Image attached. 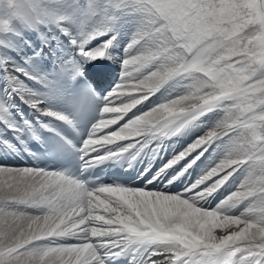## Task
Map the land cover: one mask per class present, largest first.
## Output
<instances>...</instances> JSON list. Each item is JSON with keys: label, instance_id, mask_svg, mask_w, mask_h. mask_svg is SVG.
Masks as SVG:
<instances>
[{"label": "snow or ice", "instance_id": "6c2138e0", "mask_svg": "<svg viewBox=\"0 0 264 264\" xmlns=\"http://www.w3.org/2000/svg\"><path fill=\"white\" fill-rule=\"evenodd\" d=\"M10 5L24 26L54 25L66 43L55 45L58 55L49 73L33 74L11 61L19 37L0 26V75L6 81L0 92L9 99L22 96L40 117L68 127L73 117L42 107V92H55L60 83L74 87L84 62L110 58L118 19L136 21L118 83L98 98L96 120L74 148L82 170L125 155L135 159L150 142L175 136L214 112L221 116L214 127L165 169L184 161L182 175L217 146L223 158L176 194L89 187L65 172L0 163V264H107L129 247L146 250L147 264H264V0H10ZM62 8L68 15L56 13ZM101 15L108 30L90 27ZM65 21L75 25L71 32ZM99 37L107 39L93 46ZM170 81L181 82L183 91L143 109ZM70 98L74 104L86 99ZM4 130L21 145L24 133L37 138L21 115L19 125L0 130V150L8 152L17 145L4 138ZM237 177L235 191L215 208L203 207L201 201ZM217 228L226 234H214Z\"/></svg>", "mask_w": 264, "mask_h": 264}, {"label": "rangeland", "instance_id": "374dc122", "mask_svg": "<svg viewBox=\"0 0 264 264\" xmlns=\"http://www.w3.org/2000/svg\"><path fill=\"white\" fill-rule=\"evenodd\" d=\"M65 10H67V9L62 8V9H57L55 11L58 15H65ZM20 22L21 21L17 18V16L15 15V13H14L11 5H10V0H0V26H2V30L5 32H10L11 34L14 33L13 35H16V33H17V35L19 37L13 45V48H12L13 54H12L11 58H13V60H17L15 62H17L18 65L22 64L23 68H25L27 70V72H31L33 74H37L39 72L41 73V69H38V66H37V56L34 55V49L36 51V49L39 50L43 46H39V45H37V43L39 44V43L43 42L46 45L47 40H50L51 35H49V34L52 31L57 32V34L54 33V35L52 36V37L56 36V39L58 40L57 44H60L61 42L66 43L65 37L60 34L59 30L54 25H41L38 28L31 29L28 27H26V28L21 27ZM135 23H136V21L133 18H131L130 16H124V17L119 18L118 21L113 25V30H114L115 34L117 35V41L114 42L113 46L108 50L110 58H108L107 60H109V62L111 64L114 63V65H116L117 71L119 72L120 76H121V72H122L121 61L124 59V56H125L124 47L127 44L132 32L135 30ZM118 24H119L120 28L122 26H125V29H128L129 34L124 33V31L122 32V29H120L121 30L120 31L118 28ZM74 27H75V25L71 21H65V28L68 31L71 32L74 29ZM90 27L93 28L94 30H99V29L108 30V26H107L106 21L102 15L93 19L91 21ZM100 39H102V40H100ZM105 39H107V37H99L98 41H93V46H95V44L98 42L102 43L103 40H105ZM48 45H49L48 48L50 49V44H48ZM54 53H56V55H58V53L56 52L55 45H53V49L51 52H48V54L42 55L41 58L43 56L52 57V55H54ZM118 56L121 57V60L120 59L117 60ZM26 61H27L28 65H26L27 64V63H25ZM52 61H54V59L48 61L46 65L52 64ZM24 64L26 65L27 68L24 67ZM32 67H34V69ZM43 68H45V65L43 66ZM43 68H42V70L45 71ZM51 70H52V68H51ZM4 81H5V78L3 77V75H0V86H4ZM29 81L30 80H24V83L28 87H30L31 89H35L34 86L30 84ZM117 83H118V79L113 81L114 85H116ZM176 85H178V83H176ZM36 90H39V85H38V88H36ZM178 91L182 92L183 87L181 89H178ZM45 94L46 93H44V94L42 93L43 97L45 96ZM52 98L54 99V96H52ZM0 103H1V106H4V105H2L3 103L1 101H0ZM45 104L46 105L48 104V100L45 101ZM51 105H53L54 107H57L56 104L54 103V101L52 102ZM1 108L2 109H0V111H1L0 112V118L4 119L5 117H7L5 119H8L9 116L7 115L6 111L4 110L3 107H1ZM8 108H10V107H8ZM10 112L12 113V111H10ZM209 114L211 116L214 115V121L215 122L219 121V119L221 118L219 113L214 112V113H209ZM200 120H202V118ZM212 120H209L208 122H207V120H205V121H202L201 123L198 124V126L196 128L197 131L202 127V129H201L202 133L200 136L204 135L208 130H210L214 127L210 124V122ZM4 122H5V120H4ZM194 125H195V123L192 124V126L190 125L191 128H193ZM183 132L186 133V132H188V130H185V131L183 130ZM191 134H193L192 131H191ZM168 138L169 137H167L166 139H168ZM212 148L217 149L216 147H212ZM218 151H219V154L218 155L216 154L217 158H216L215 162H213L212 164L219 162L220 155H223V152L221 151L220 148H218ZM212 154L214 156L213 152H212ZM208 162L209 161L207 160V161H205L204 164H207ZM238 180H240V178ZM226 186L228 187V185H226ZM235 189H236V187L234 188L233 191H235ZM222 201H220V203ZM242 207L243 206L241 205V208ZM28 210L33 211L31 209H28ZM232 230H234V229L233 228L228 229V231H232ZM214 234L221 235V234H226V233L222 232L220 229L217 228L215 230Z\"/></svg>", "mask_w": 264, "mask_h": 264}, {"label": "bare ground", "instance_id": "6f19581e", "mask_svg": "<svg viewBox=\"0 0 264 264\" xmlns=\"http://www.w3.org/2000/svg\"><path fill=\"white\" fill-rule=\"evenodd\" d=\"M65 15H68V12H67V10H65ZM20 24H21V27H23V28H26V26H24V24L22 23V22H20ZM14 34V33H13ZM16 35H17V33H16ZM24 35V34H23ZM18 36V35H17ZM17 41V40H16ZM46 58H49V59H51L52 57H50V56H43L42 58H41V60H42V63H45L44 61H45V59ZM11 61L17 66V67H21L24 71H26L27 72V70L25 69V68H23V66H22V64H19L18 65V63L17 62H15V61H17V60H13V58H11ZM20 61V60H19ZM23 62V61H22ZM104 62V60L102 59V60H96V61H94V62H92V64H93V67L96 69V70H102L103 69V67H104V65L102 64ZM105 63V62H104ZM105 67H107V65H106V63H105ZM27 68V67H26ZM33 69H34V67H32ZM110 71H111V68H110ZM21 79H23V77H21ZM30 82V84L31 85H33L34 86V88L36 89V88H38V84H35V83H33L32 81H29ZM5 85H6V81H4V86H0V89H4L5 88ZM30 88V87H29ZM42 92V91H41ZM44 94V93H43ZM0 101L2 102V103H4V104H6V106L7 107H10L9 109H10V111H13L15 108V106H17V107H21L22 108V110L26 113V119H28V120H30V119H32L33 117H37V118H40V115H39V113L38 112H36V113H33V112H35L33 109H31L29 106H28V104L25 102V100H24V98L22 97V96H19V95H13V96H11L10 97V99L9 98H7V92H0ZM3 105V104H2ZM2 106H1V103H0V109H2L1 108ZM42 107H50V106H47L46 104L45 105H42ZM30 110V111H29ZM3 111V110H2ZM1 112V111H0ZM5 118H7V117H5ZM213 119V120H212ZM205 120H207V122L209 121V120H212L211 122H210V124L212 125V126H214L217 122H215L214 121V115L213 116H211L210 114H208L206 117H204V118H202V120H198V121H196V122H194L195 123V125L193 126V129L194 130H196V128H197V126H198V124L199 123H201L202 121H205ZM5 122H7V121H5ZM193 123V124H194ZM192 126V125H191ZM0 128H2V129H4L5 128V126H2V127H0ZM185 130H187L186 128L184 129V131ZM215 156V155H214ZM223 158V155H220V158L219 159H222ZM207 161V160H206ZM208 164V163H207ZM213 165V164H212ZM211 165V166H212ZM24 168H26V167H24Z\"/></svg>", "mask_w": 264, "mask_h": 264}]
</instances>
